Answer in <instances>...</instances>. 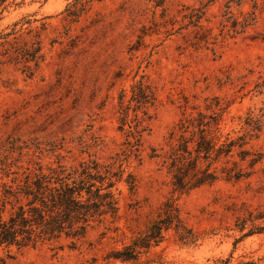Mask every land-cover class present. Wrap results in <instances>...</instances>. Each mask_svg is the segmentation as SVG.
<instances>
[{"label": "rangeland", "instance_id": "374dc122", "mask_svg": "<svg viewBox=\"0 0 264 264\" xmlns=\"http://www.w3.org/2000/svg\"><path fill=\"white\" fill-rule=\"evenodd\" d=\"M228 1L0 0L2 181L19 182L38 167L118 164L122 156L116 154L124 148L120 91L142 78L158 99L148 110L139 160L123 164L136 188L117 185L116 219L95 225L79 241L10 248L4 264H104V254L144 230L167 199L196 240L183 244L166 232L149 264H264V231L246 234L264 226V118L249 142L261 159L248 178L179 193L159 159L149 157L152 148H166L179 118L203 110L214 97L227 107L225 131L242 133L238 118L264 111V95L254 90L264 76V0L257 1L256 21L243 32L226 20H241V12L253 10L252 1L239 7ZM36 42L42 58L36 67L29 62L28 75L24 63L6 52Z\"/></svg>", "mask_w": 264, "mask_h": 264}, {"label": "trees", "instance_id": "16d2710c", "mask_svg": "<svg viewBox=\"0 0 264 264\" xmlns=\"http://www.w3.org/2000/svg\"><path fill=\"white\" fill-rule=\"evenodd\" d=\"M243 1L229 0L227 4L231 2L239 7ZM250 1L253 10L241 12V20L227 17L226 22L233 31L243 32L256 21L258 0ZM74 14L75 10L69 12V15ZM11 49L6 52L9 60L24 63L25 71L32 75L29 62L36 67L42 58L39 43ZM254 90L264 95V76L255 82ZM157 102L155 87L143 82L142 78L129 89L120 91L118 130L124 134V148L121 154H116L117 158L122 156L118 164L88 160L70 168L57 165L43 170L38 167L24 174L19 182L12 178L11 184L0 178V264L9 257L10 248L33 247L62 238L79 241L95 225L106 219L111 222L116 219L117 185L124 182L130 192L136 188L134 175L123 164H128L131 158L139 160L143 134L149 132L151 115L148 110ZM226 108L216 97L212 98L203 110L197 109L179 118L167 133L166 148H161V152L151 149L149 157L159 159L173 191L187 193L222 180L245 179L253 173L261 154L252 150L249 142L261 130L264 111L260 109L258 114L248 111L245 117H239L243 129L240 133L224 130ZM170 230L183 244H193L196 240L184 224L175 202L167 199L161 204L155 220L120 247L108 250L102 260L104 264L152 263L148 255L164 241ZM255 230L264 231V226L254 227L246 234Z\"/></svg>", "mask_w": 264, "mask_h": 264}]
</instances>
